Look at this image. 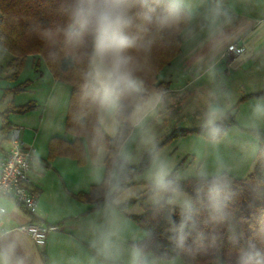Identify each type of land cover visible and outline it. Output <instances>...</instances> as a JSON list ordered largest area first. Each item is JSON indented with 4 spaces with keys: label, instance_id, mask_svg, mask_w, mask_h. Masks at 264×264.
Masks as SVG:
<instances>
[{
    "label": "clouds",
    "instance_id": "obj_1",
    "mask_svg": "<svg viewBox=\"0 0 264 264\" xmlns=\"http://www.w3.org/2000/svg\"><path fill=\"white\" fill-rule=\"evenodd\" d=\"M55 4L58 19H33L28 29L57 74L42 98V124L76 150L90 209L45 232L44 244L21 231L31 223L28 175L44 171L40 152L30 151L23 172H0V264H264V93L232 123L239 109L224 71L229 53L235 68L264 71V23L255 15L264 0ZM181 46L185 91L199 103L201 150L187 167L162 144L184 92L155 82L157 54ZM9 54L0 33V62ZM15 108L0 90V124ZM50 241L64 247L50 253Z\"/></svg>",
    "mask_w": 264,
    "mask_h": 264
},
{
    "label": "crops",
    "instance_id": "obj_2",
    "mask_svg": "<svg viewBox=\"0 0 264 264\" xmlns=\"http://www.w3.org/2000/svg\"><path fill=\"white\" fill-rule=\"evenodd\" d=\"M258 22L264 23V15L263 18L258 20ZM184 54L185 49L181 46L179 55L169 64L174 65L178 72L182 68V79H179L177 82L175 80H169V89H173L176 92H182L189 79V66H186L188 63L187 61L183 62L181 66L176 67L177 62L182 60ZM234 56L235 55H228L227 59L224 61V71L227 75L228 85L232 80L238 78L245 83L248 90L246 91L248 96L264 92V71H256L255 67L250 64L237 69L233 66V60L235 59ZM33 61L34 60L31 59V64ZM38 63L43 64L42 72L37 73V75L35 74V76L33 75L34 77L29 79L31 83L26 90L21 93L22 100L16 99L21 97L19 94L11 92L16 106L33 102L37 107L24 114H12L8 117V121L10 126H15L20 129V137L23 143L30 146L33 150H38L41 154L44 171L39 175H31L32 180L29 185L30 193H32L37 199V215L35 219L46 225L63 227L70 217H75L90 209L89 204L76 199V196L79 193L87 192V177L85 172L76 168L79 165L74 159L62 155H54L50 159L48 156V146L50 141L53 138H59L66 141L67 137L61 131L50 132L46 131L43 127L42 121L44 120L45 113L43 112L41 104L42 98L53 88L57 87V83L52 78L45 63L40 60ZM23 81L25 80H22V82ZM14 82H17V80L12 83ZM14 86L15 84L5 87L0 86V90L4 92L10 90ZM65 88L66 92L69 94V87L65 85ZM8 93L4 94L7 95ZM26 95L30 96V98L27 99ZM62 119L65 123L64 116H62ZM1 126L2 124H0V128ZM0 133H3V135H0L1 160L3 153L8 147V133ZM55 232L56 230L50 233ZM46 247L50 253H56L64 247V244L62 241H50Z\"/></svg>",
    "mask_w": 264,
    "mask_h": 264
},
{
    "label": "trees",
    "instance_id": "obj_3",
    "mask_svg": "<svg viewBox=\"0 0 264 264\" xmlns=\"http://www.w3.org/2000/svg\"><path fill=\"white\" fill-rule=\"evenodd\" d=\"M55 0H0V33L5 34L10 45L11 60L7 62V67L13 71V73L6 77L11 82L16 81L21 68L23 67L26 59H33V65L37 69L38 61H42L47 66L52 78L57 81V74L53 66L49 63L46 56V51L41 41L33 34L29 32V25L33 19H38L45 24L58 19L56 14ZM180 53V47L167 52H160L157 54L158 67L155 75V82L158 86H164L169 88V83L158 82L157 75L161 69L168 66L171 61ZM29 80H25L18 83L10 90L4 91V93H22L30 85ZM71 92V85L66 84ZM264 92L257 93L251 96L260 95ZM70 94V93H69ZM37 105L33 102L26 103L21 106H16L15 110L7 113L5 122L0 128V132H9L10 123L8 117L11 114H24L32 109H35ZM232 123L236 124L235 117ZM65 126H67V117H65ZM198 128L195 129H178L173 131L162 143L165 145L167 142L184 137L187 135H197ZM8 135V134H7ZM48 156L51 159L54 155L67 156L76 161L79 166H82L79 159L75 156L76 150L71 146L65 147V140L59 138H53L48 146ZM87 192L79 193L76 196L78 201L87 203ZM36 221V219H33Z\"/></svg>",
    "mask_w": 264,
    "mask_h": 264
},
{
    "label": "rangeland",
    "instance_id": "obj_4",
    "mask_svg": "<svg viewBox=\"0 0 264 264\" xmlns=\"http://www.w3.org/2000/svg\"><path fill=\"white\" fill-rule=\"evenodd\" d=\"M264 10L257 9L255 15L258 17V20L263 18ZM11 60V56L8 55L3 62H0V86L5 87L9 85H17L18 83H21L22 80H29L31 77H34L35 74L42 72V63H38L37 69L32 66L31 59H27L23 67L21 68L19 75L17 77V82L12 83L10 80L6 79V77H9L13 71L7 67V62ZM187 61L185 58V54L182 56V60L178 61L176 64L177 66H181L183 62ZM173 61H171L172 63ZM186 66H189L188 63ZM182 70V68H181ZM181 70L178 72L175 69L174 65H168L161 69V71L157 75L158 82H169V80H175L176 82L179 81V79H182L183 74ZM34 75V76H33ZM176 78V79H175ZM184 82V81H182ZM170 86V82H169ZM201 88L203 86H200ZM229 87L234 93V102L236 103L239 113L237 116H235L236 124L240 123L245 115V109L247 107L248 102L252 99L247 95V88L245 86V83L241 80L234 79L230 82ZM194 90H187L185 89L182 91L184 92V96L180 102L177 103L174 110V115L165 122L164 127L162 128V143L165 141V139L175 130L178 129H195L197 128V121L195 118V112L199 107V103L197 101V98L195 95H193ZM178 92V91H177ZM19 96H21V93H18ZM25 96V95H24ZM26 98L29 99L30 96L26 95ZM16 99L22 100V96L18 97ZM12 115V114H11ZM196 136L195 135H187L184 137H180L178 139L172 140L167 142L164 147H166L170 153V155L175 158L178 164H180L182 167H187L192 158L193 153L201 150L198 145L194 143ZM8 145V144H7ZM226 154H230L231 152L235 151L232 147H226L223 149ZM78 170H82L85 172L83 166L76 167Z\"/></svg>",
    "mask_w": 264,
    "mask_h": 264
},
{
    "label": "built area",
    "instance_id": "obj_5",
    "mask_svg": "<svg viewBox=\"0 0 264 264\" xmlns=\"http://www.w3.org/2000/svg\"><path fill=\"white\" fill-rule=\"evenodd\" d=\"M235 52V49H233ZM229 55H235L234 53H229ZM11 137V138H10ZM7 150L3 153L0 160V172H2L7 179L11 176L13 171L23 172V169L20 167L23 158L33 149L30 146H27L23 143L20 137V129L15 126H10L9 132L7 135ZM27 175V174H26ZM31 175H28V183L26 185V210L27 214L30 217L31 223L25 224L21 231H27L32 234L34 239L40 243L44 244L45 242V232H52L57 229L56 226L46 225L40 221H34L37 215V199L35 196L30 193L29 185L31 183Z\"/></svg>",
    "mask_w": 264,
    "mask_h": 264
}]
</instances>
